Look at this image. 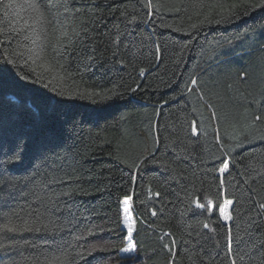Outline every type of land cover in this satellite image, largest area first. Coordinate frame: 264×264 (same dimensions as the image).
Segmentation results:
<instances>
[{"label": "trees", "instance_id": "trees-1", "mask_svg": "<svg viewBox=\"0 0 264 264\" xmlns=\"http://www.w3.org/2000/svg\"><path fill=\"white\" fill-rule=\"evenodd\" d=\"M6 3L0 63L18 75L0 90V229L15 211L42 230L0 231V264H264L260 0ZM126 197L134 259L117 255Z\"/></svg>", "mask_w": 264, "mask_h": 264}, {"label": "snow or ice", "instance_id": "snow-or-ice-1", "mask_svg": "<svg viewBox=\"0 0 264 264\" xmlns=\"http://www.w3.org/2000/svg\"><path fill=\"white\" fill-rule=\"evenodd\" d=\"M0 3H3V0H0ZM151 5V0H149V6ZM260 5H264V0H260ZM259 6V5H258ZM5 8H9L12 7V3L11 0H9V3L4 4ZM28 7L31 8L34 12L37 13V19L38 20H43V14L39 11L40 5L37 3H30L28 4ZM25 25L26 27L27 25V21H25ZM66 35V34H65ZM37 39H39V37H37ZM33 43H35V41H33ZM9 61L7 60V58L5 59L4 63H0V90H2L4 88V85L6 83H9L11 81V79L18 75V73H16L15 71V62L12 61L14 67L13 68H9L8 65ZM141 71H143V69H141ZM192 84H196L197 81L196 80H192L191 81ZM132 91H135V89H131ZM118 93H113L112 96L110 97H106L105 99H115L116 96H118ZM8 103V107L13 111L14 114L19 115V114H32L31 109H28L26 107L23 106V101L19 98V96L17 94H13L7 101ZM23 140V137H20L16 143V147L15 149H13L12 154L15 155L17 153L20 154L21 158L23 155V149L21 148V144L20 141ZM229 169V163L228 162H224L223 163V167H221L219 169V171L221 173H224L226 170ZM156 195H159V193H156ZM131 199V197H126L124 200V204H125V208H124V212L127 213L129 211L128 208V203L129 200ZM233 204V201L230 199H225L224 200V205L223 207H219V205H213V207L218 208L221 216L223 217V219L225 221L230 220L232 217L228 211V208L230 205ZM196 207L199 209H204L206 210V205L203 203H199L197 202ZM262 207H264V205H262ZM153 215H155V212H153ZM12 216H16L17 218H19V214L15 211H12L10 214L6 213L5 214V218L8 220V223L3 224V228L0 229V231L6 230L7 233H22V232H40L42 229L39 226V224H36L35 227H33L31 224L25 222L24 224L21 225H15L12 224L11 222V217ZM32 223H36L35 221H33ZM11 224V226H9ZM205 228L208 227L207 224L204 225ZM54 225H52V222L50 221L49 224L44 225L43 230L44 231H53ZM128 230L129 232H131L132 228L131 225L128 226ZM14 238V237H12ZM229 239H231V237H229ZM27 243V241H25ZM33 247H37L36 245H33ZM100 250H102V246H99ZM0 249H3V251L5 253H7L9 251V248L6 247L3 244H0ZM136 249V244L135 243H129L126 247L120 249V251L123 252H132ZM94 251L97 249H93ZM70 253L64 254L63 256V260L67 261L69 259ZM0 259H2V257H0ZM35 264H40L39 260H37L35 262ZM232 264H236L235 260L232 261Z\"/></svg>", "mask_w": 264, "mask_h": 264}, {"label": "rangeland", "instance_id": "rangeland-1", "mask_svg": "<svg viewBox=\"0 0 264 264\" xmlns=\"http://www.w3.org/2000/svg\"><path fill=\"white\" fill-rule=\"evenodd\" d=\"M124 199L122 200V204H121V215H122V227L127 231L126 243L124 245V247H126L129 243H135L133 240V234L135 231L136 219H135V215L132 211L130 200L128 203L129 211L127 213L124 212V208H125ZM129 225H131V228H132L131 232H129V230H128ZM124 247H122V248H124ZM117 255L118 256H120V255L126 256V257H129L131 259H134V258H136V256H138L137 247L134 251L127 252V253L119 250ZM140 263L141 262H138L137 264H140ZM131 264H135V263L134 262L132 263V261H131Z\"/></svg>", "mask_w": 264, "mask_h": 264}, {"label": "bare ground", "instance_id": "bare-ground-1", "mask_svg": "<svg viewBox=\"0 0 264 264\" xmlns=\"http://www.w3.org/2000/svg\"><path fill=\"white\" fill-rule=\"evenodd\" d=\"M120 250V249H119Z\"/></svg>", "mask_w": 264, "mask_h": 264}]
</instances>
